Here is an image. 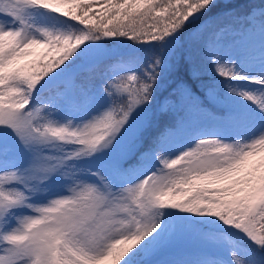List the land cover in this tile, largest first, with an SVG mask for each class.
Returning <instances> with one entry per match:
<instances>
[{"label": "snow or ice", "instance_id": "6c2138e0", "mask_svg": "<svg viewBox=\"0 0 264 264\" xmlns=\"http://www.w3.org/2000/svg\"><path fill=\"white\" fill-rule=\"evenodd\" d=\"M0 264H264V0H0Z\"/></svg>", "mask_w": 264, "mask_h": 264}, {"label": "rangeland", "instance_id": "374dc122", "mask_svg": "<svg viewBox=\"0 0 264 264\" xmlns=\"http://www.w3.org/2000/svg\"><path fill=\"white\" fill-rule=\"evenodd\" d=\"M94 7H99V6H94ZM254 7V6H253ZM258 14V13H257ZM38 22L42 23L44 26L54 28V29H60L63 28V24L59 23L56 20L55 14H49L46 12H41L38 14ZM75 23V21H73ZM153 23V21H150L149 24ZM111 26V25H110ZM113 40H118V41H124L127 38L124 37H116V38H109ZM130 41L127 44H119V45H111L108 44L106 47H118L119 49H123L124 46L126 45L127 47L130 46ZM132 45L137 49V51L133 53H139L140 55L143 56L145 60H147L150 56V50L147 48H141V47H136L134 42H132ZM51 57H49L50 59ZM112 60H115V57L111 58ZM241 86H243V82H241ZM247 103V102H244ZM195 147V145H193ZM179 167V166H177ZM175 195H179V193H176ZM217 250L208 248L205 245L200 244L197 241L194 240H188V239H183V240H178L172 248L167 252L165 258L169 260H180V259H195L198 255L201 254V252H208V253H214Z\"/></svg>", "mask_w": 264, "mask_h": 264}, {"label": "trees", "instance_id": "16d2710c", "mask_svg": "<svg viewBox=\"0 0 264 264\" xmlns=\"http://www.w3.org/2000/svg\"><path fill=\"white\" fill-rule=\"evenodd\" d=\"M261 2V0H232L233 5L241 12L251 8L254 5H257ZM150 23V21H148ZM131 42V41H130ZM132 43V42H131ZM124 48L120 49L125 53H133V46L127 47L126 45H123Z\"/></svg>", "mask_w": 264, "mask_h": 264}]
</instances>
